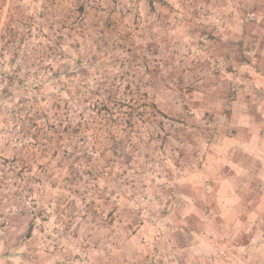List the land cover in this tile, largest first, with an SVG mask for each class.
Segmentation results:
<instances>
[{
	"label": "rangeland",
	"instance_id": "obj_1",
	"mask_svg": "<svg viewBox=\"0 0 264 264\" xmlns=\"http://www.w3.org/2000/svg\"><path fill=\"white\" fill-rule=\"evenodd\" d=\"M243 32L250 39L244 41ZM15 37L18 49L11 41ZM62 40L64 48L57 45ZM262 40L264 0H0V264H106L93 253L114 251L119 241L113 236L104 242L99 230L114 223L115 230L133 226L136 213L147 210L167 212L178 197L175 185L185 173L180 168L191 164L190 158L180 163L187 142L213 134L207 123L215 116L192 105L193 97H201L195 92L210 84L227 95L228 89L245 87L264 115V86L254 92L256 82L244 80L249 70L231 72L224 63L225 47L254 52ZM120 44L137 54L133 73L125 75L133 88L149 80L142 77L145 60L152 70L158 68L156 87L142 88L157 104L161 123L140 122L125 139L133 165L116 159L107 136L97 143L102 150L92 160H82L73 146H81L84 137L85 144H94L100 118L92 106L84 112L72 104L67 87L80 89L74 97L83 101L94 80H109L114 91L123 90L127 83L117 77L116 67L105 75L97 68L104 53L118 51ZM76 50L81 54L74 60ZM74 66L84 69L72 74ZM62 97L69 103L57 108L54 102ZM68 123L74 129L83 123L89 131L61 138L51 129ZM192 162L193 169L203 167L204 150ZM143 199L155 203L148 206ZM260 213L264 216V205ZM250 216L222 221L230 228L219 225L218 240L237 247L253 240L247 253L253 247L259 252L222 250V264H256L257 257L264 258V217ZM160 257L151 253L142 264ZM124 258L136 264L132 252Z\"/></svg>",
	"mask_w": 264,
	"mask_h": 264
},
{
	"label": "crops",
	"instance_id": "obj_2",
	"mask_svg": "<svg viewBox=\"0 0 264 264\" xmlns=\"http://www.w3.org/2000/svg\"><path fill=\"white\" fill-rule=\"evenodd\" d=\"M245 39H250L248 34ZM224 50V63L231 72L240 68L249 70L251 74L244 76V80L256 82L254 92L260 85L264 86V40L254 52L247 48L238 53L235 46ZM231 89L233 91L227 90L229 95L222 94V89L210 84L203 92L200 89L195 92L200 98L191 100L193 106L215 116L207 123V128L211 127L207 131L213 134L207 138L197 136L193 142H187L180 163L189 162L190 158L191 164L180 168L185 173L175 185L178 197L174 205L167 212L146 209L144 214L137 216L136 213L133 226L126 223L115 230L114 223L113 228L99 230V239L105 242L114 236L119 242L116 241L114 251L97 248L93 259L106 264H131L124 258L129 251L136 264L147 261L151 253L161 256L155 264H222L223 255H229L233 248L246 256L251 251L259 252L253 247L247 253L253 240L246 244L242 241L238 247L230 240L227 243L218 240L222 221L237 222L248 215L251 220L256 217L262 221L264 217L260 213V206L264 205V115L253 105L250 89L238 86ZM201 149L205 153V165L193 169L192 161ZM143 201L148 206L154 202ZM235 206L238 207L235 209ZM246 210L248 214L244 215ZM222 226L226 230L230 228ZM122 240L124 243L120 244ZM222 250L227 252L220 255ZM215 255H219L220 260ZM257 258L260 260L256 264H264V258ZM250 264L254 263L250 261Z\"/></svg>",
	"mask_w": 264,
	"mask_h": 264
},
{
	"label": "trees",
	"instance_id": "obj_3",
	"mask_svg": "<svg viewBox=\"0 0 264 264\" xmlns=\"http://www.w3.org/2000/svg\"><path fill=\"white\" fill-rule=\"evenodd\" d=\"M11 41H13V47L15 49H18V38L15 37ZM121 43H123V41ZM66 44L67 42H65V40H62L61 42L58 41L57 43L58 47L61 48H64ZM71 45L76 49H82L81 45L77 42H74ZM123 45L124 44H120V46H118L119 50L116 52H112L110 50L105 52L104 58H102V62H99L100 64L97 66V68L100 69L102 75L108 74L110 72V68L116 67V71L120 75L117 77H120V79L122 78L123 81L127 83L126 87H124L123 90H121L119 87L118 91H114V89L109 86V80H106V82L102 80H94L91 84L90 89L85 88L88 91V95L85 96V101H83L77 100L74 97V95L78 92L82 94L80 89L79 91L77 89L74 91L70 86L67 87L68 90L70 89L68 98L72 99V104H74L75 102L76 106L82 107V110L84 112L85 110L89 109L87 107L92 106L96 109L97 116L98 118H100V122H96V130L94 134H92L93 139L95 140L94 144L92 146L85 144L87 138L84 137L80 138V141L82 143L81 146H73L74 154H78V156H81L82 160H92L93 155L102 150L101 148H99L97 143L100 142L103 136H107L108 139L114 144L112 152H114L116 159L123 163L133 165L131 161L133 158H131L132 156H129L126 152V148L123 142L126 138L130 139L132 137V135L135 133V128H137L140 122L147 124H151L154 121L160 122L157 118L159 113L157 104H155L154 102H149V95L142 88L146 86H151L152 88L156 87L154 79L156 78V70H158V68L155 67L154 70H152L149 66V63L145 60V63L142 64V67L144 68V75L142 77H145L144 80H146V77L149 76V80H146L145 86L139 85L133 88L132 83L128 82L127 78H125V75L127 76L133 73L132 68L133 65L137 63L136 60L138 58L137 54H135V51H133L130 46L127 47ZM80 54L81 52L77 50L74 51L73 59H78ZM74 67L75 68L71 69L70 71L72 74H79V69H84L83 66ZM116 75H113V78H115ZM60 81L63 82L65 80L61 79ZM113 81L115 80L113 79ZM89 82H92V80H89ZM68 85H70L69 82ZM176 93L179 94L183 92L179 90ZM54 103H56L57 108H62L64 104L66 105L69 103V100L65 97H62L56 99ZM79 116L81 118L84 117V115H82L81 113H79ZM45 117L47 118V116ZM174 127H176V132L180 131V128H177L176 125H174ZM51 129H53L58 137L60 136L61 138H63L65 133H68L69 136H78L83 132L88 133L89 126L87 125L83 128V123H80L79 128L74 129L72 128L71 124L68 123V126L63 129H59V127L56 126H51ZM90 133L93 132H91L90 130ZM118 135L120 136V138L117 137ZM50 139V141L53 142V138ZM69 167H71V165H69L68 168ZM30 233L31 230L29 231L28 235H30Z\"/></svg>",
	"mask_w": 264,
	"mask_h": 264
}]
</instances>
